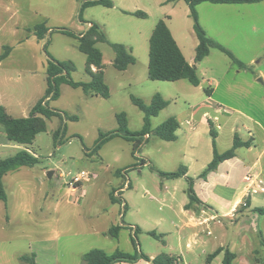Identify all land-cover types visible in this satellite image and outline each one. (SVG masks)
<instances>
[{
    "label": "rangeland",
    "instance_id": "1",
    "mask_svg": "<svg viewBox=\"0 0 264 264\" xmlns=\"http://www.w3.org/2000/svg\"><path fill=\"white\" fill-rule=\"evenodd\" d=\"M90 1L96 0H0V54L4 46L12 47V58L0 69L6 102L9 98L15 102L9 115L27 114L45 96L48 55L60 62H71L75 67L71 73L74 81H90L86 73L87 57L79 50L78 40L60 33V29L79 36L89 29L90 23L100 26L108 42L96 47L103 55L104 80L110 90V97L104 99L63 83L59 98L48 102L61 116L47 120L46 132L37 135L33 144L26 147L38 163L22 167L3 179L8 199L0 201V264H28L22 257L33 255L37 264H82L83 256L94 249L109 255L165 251L161 227L154 225L161 218L174 216L168 213L163 199L166 194L172 195L173 199L167 197L178 210L183 199L189 200V183L164 174L178 171L183 165V155L192 146L202 155L213 152L207 126H197L193 132L185 124L190 112H194L195 128L206 111L212 118L218 117L215 124L221 152L232 145L230 120L243 142L251 140L247 129L259 135L251 142L253 150L248 153L243 149L241 158L250 166L257 162L255 172L264 176V2L198 6L200 24L208 36L228 49L244 67L220 50L211 49L209 56L195 65L201 83L195 87L187 80L162 82L149 78L150 38L161 20L166 22L186 59L195 63L199 41L189 7L183 0H111L113 8H83ZM137 13L145 17L136 16ZM41 23L46 24L48 31L39 40L33 29ZM110 43L131 49L136 63L126 71H118L113 65L116 54ZM30 69L34 72H27ZM157 94L168 106L152 119V129L168 119H181L183 124L176 132L178 140L166 142L151 133L148 140L143 138L135 153L131 142L117 137L99 153L94 152L101 134L117 130L118 113L127 115L131 132L141 131L144 113L133 104L131 96L150 105ZM219 108L227 113L217 114ZM62 124L67 131L55 141L54 134ZM19 151L21 146L7 141L5 133L0 134V161ZM141 160L146 162L145 166H141ZM125 170L128 172L119 177L117 172L123 174ZM81 171L93 172L97 178L72 192L67 175L75 176ZM49 172H54L51 179ZM128 182L132 188L125 189L121 198L115 197L113 189ZM122 202L128 208L122 210L125 218L120 221L127 228L140 227L137 222L145 221V227L155 230L123 233L119 241L95 235L97 218L119 219L116 207L110 209ZM251 207L263 209L264 194L252 196ZM250 212L254 215L253 210ZM258 217L256 232L245 241L248 246L230 247L239 255L234 264H264V216ZM225 222L231 241L238 244V222L233 220L231 225L226 219ZM240 248H246L248 255L239 253ZM206 259L207 254L202 255L200 263L188 259V264H205Z\"/></svg>",
    "mask_w": 264,
    "mask_h": 264
},
{
    "label": "trees",
    "instance_id": "2",
    "mask_svg": "<svg viewBox=\"0 0 264 264\" xmlns=\"http://www.w3.org/2000/svg\"><path fill=\"white\" fill-rule=\"evenodd\" d=\"M189 7L190 17L194 22V31L198 37L199 44L196 48V55L194 65H191L183 52L181 51L177 41L173 37L169 27L164 20L158 22L153 30L150 38L149 47V78L152 81L162 82H178L182 80L189 81L193 86L199 87L200 80L197 75V68L195 65L201 63L206 57L209 56L211 49H218L226 54L233 62L238 63L242 68L244 67L236 57L224 46L210 38L207 32L200 24L198 6L203 3H210L212 5H251L259 4L264 0H183ZM90 6H103L106 8H113L114 5L111 0H96L83 4V8ZM136 16L145 17L142 13L135 14ZM34 35L39 39H44L47 33V27L45 23L38 24L33 29ZM60 33L76 38L79 43V50L87 57L86 60V73L90 77L89 82H76L73 80L71 73L75 71V67L71 62H60L48 55L47 63V83L48 88L45 96L32 108L30 114L24 118H16L7 112L6 108L0 106V127H2L6 138L9 142L15 143L19 146H24L25 149L19 151L16 155L0 161V201L7 202V194L3 179L9 173L15 172L22 167H34L38 163V159L30 152L27 146L33 144L37 135L46 132L47 120L53 117H60L61 113L58 110L51 109L49 107V101H55L59 98V87L65 83L72 88H81L85 94L90 96H101L104 99L110 97V90L104 80V65L103 55L97 49L98 43L108 42L100 26L95 23L89 24V29L80 34L79 36L74 33L60 29ZM54 31H51L53 33ZM113 48L116 57L114 60V67L118 71H126L131 65L136 63L135 57L132 55L131 49L122 44L110 43ZM47 49V44L44 46ZM12 52V47L4 46L3 52L0 56V60L3 61ZM95 69V71L93 70ZM209 94V90H206ZM131 100L135 106H137L144 113V126L139 132H131L128 127V118L125 113H118L116 120L118 128L114 132L108 134H101L94 146V152L99 153L102 147L114 138H122L133 144V151L136 153L143 144V138L146 135L154 133L155 136L166 142L176 141V132L179 130L180 125L174 118L168 119L156 129H152V119L158 117L159 113L163 111L168 103L162 99L160 95H155L152 98L150 105H146L143 100L131 96ZM210 136L212 138L213 148V160L208 165L206 170L199 176L200 179H205L208 174L214 172L218 166L227 161L235 158L236 151L239 148H250L252 146L250 141L243 142L237 134L234 135L233 147L220 153L217 147L218 131L213 122L209 121ZM67 126L62 124L60 128L54 134L55 141L60 138L61 134H65ZM134 155V153H133ZM143 163L141 166H144ZM128 170L118 171L119 176H124ZM186 169L181 167L178 171L164 174V176L171 179H181L185 177ZM189 189L188 196L190 204L198 201L195 191L193 189V180L188 179ZM131 183L129 184V188ZM115 192V190H114ZM113 192V194H114ZM250 199V198H249ZM249 199L245 202L248 206ZM114 200V199H113ZM253 212L258 216H264L263 209H253ZM121 227H112L109 234L113 238H117ZM224 252L223 264H234L237 255L229 248L218 249L212 257L215 258L219 254ZM143 259L153 264H177L178 260L175 257L162 254L156 257L154 260H150L148 256L142 252L135 251L134 254H128L123 252H116L114 254H107L101 249H94L83 256L82 264H121V263H133L138 259ZM22 260L28 264H37L36 256L32 258L22 257Z\"/></svg>",
    "mask_w": 264,
    "mask_h": 264
},
{
    "label": "crops",
    "instance_id": "3",
    "mask_svg": "<svg viewBox=\"0 0 264 264\" xmlns=\"http://www.w3.org/2000/svg\"><path fill=\"white\" fill-rule=\"evenodd\" d=\"M9 9V6L6 8ZM2 54V53H1ZM0 54V56H1ZM12 56L9 54L3 61L0 60V69L4 67V64L8 62ZM188 61V60H187ZM190 64H194L193 62L188 61ZM95 71V69L93 68ZM27 72H34V70H28ZM32 81L35 79L34 75L31 76ZM7 81L6 77L3 79ZM2 85V76L0 73V106L6 108L7 112L11 107L15 106L14 100L10 98L5 99V94L1 90ZM212 90H209V94H212ZM211 99V97H209ZM16 105L21 106V103H16ZM209 107H211L209 105ZM167 108V107H166ZM209 109V108H208ZM32 110V109H31ZM30 110V111H31ZM165 110V109H164ZM163 110V111H164ZM30 111L27 113L30 114ZM162 111V112H163ZM217 114L219 113L217 110L215 111ZM22 115L16 118H24L28 115ZM117 115V114H116ZM211 116L208 111H206L203 116L201 117L198 123H195L196 128L192 129L191 131L195 132L197 126L205 125L208 128V132L210 134V126L207 120V117ZM194 112H190V117L193 118ZM178 118L179 115L177 116ZM180 127L182 126L183 122L177 120ZM232 124V133L238 135V131H236V125L234 121H229ZM250 139L256 140L257 136L259 135L253 134L250 129H247ZM3 129L0 128V134H3ZM239 136V135H238ZM240 138V137H239ZM7 139V138H6ZM176 140L178 137L176 135ZM220 140V135L218 134L217 138V147L218 151L219 146L218 142ZM8 141V139H7ZM234 143V136L232 139L233 147ZM230 148V149H231ZM25 147L21 146V150H24ZM229 149V150H230ZM245 149L248 153L253 150V145L250 148H239L236 151L235 158L231 160H227L221 163L218 168L208 174L205 179H200L199 176L206 170L208 165L213 160V152L202 155L195 150V147L192 146V149L189 150L187 153L183 155V165L186 169L185 177L181 178L180 180H188L192 179L193 182V189L195 191L196 197L198 201L190 204L189 200L183 199L178 207V210L173 206L170 199L167 197L168 194L164 197V202L167 204L168 213L173 215V218H161L156 221L154 226L161 227V235H162V248L165 251H155V252H148L145 253L146 256L150 258V260H154L156 257L165 254L170 257H175L178 260L177 264H188V259L196 263H200L202 255L207 254V259L205 264H214L216 262L221 261L223 264L224 259V252L219 254L217 257L213 258L212 255L220 248H229L232 252L237 255L236 260L239 259V255L237 252L233 251L231 246H237L236 248L242 247L243 245L248 246L245 244L249 238V234L252 232H256L254 229L255 222L259 220L257 214H251V200L252 197L249 199L248 206H244L245 202H247L246 195H245V180L244 177L249 172H255V168L257 167V162L253 163L250 166L245 160L241 157L244 156V153L241 151ZM257 149V148H255ZM213 150V149H212ZM228 151V150H227ZM226 152V151H225ZM262 178L264 179L263 173L260 172ZM119 177H123L122 175ZM179 180V179H178ZM188 182V181H187ZM123 187V186H121ZM119 187V188H121ZM119 188L113 189L116 191ZM130 187L129 189H131ZM75 192L74 190H71ZM124 191L122 194H124ZM121 194V195H122ZM263 195V194H262ZM171 197L172 195H168ZM172 198V197H171ZM173 199V198H172ZM170 201V202H169ZM167 202V203H166ZM69 203V202H67ZM125 203V202H124ZM126 204V208H128V204ZM116 207L117 213L119 215V219H103L100 220L97 218V222H95V228L93 233L95 235H101L105 238H111L114 241H119L123 235V233H132L131 227H128L120 221V218H125L124 215L121 216L122 207L121 204L118 206L112 205L111 210H114ZM125 212V211H124ZM240 218V220H238ZM225 219L229 221V224H233V220L236 221L238 224V230L236 232L237 238L239 239V243L233 244L231 241L230 234L227 232V228L225 227L226 222ZM177 220V221H176ZM238 220V221H237ZM137 224L141 227H136L137 233L142 229L144 232L152 233V230L155 229H148L145 227L147 222L145 221H138ZM121 227L118 237L113 238L109 231L112 227ZM205 234V235H204ZM248 236V237H247ZM230 237V238H229ZM185 246V247H184ZM144 254V252L141 250ZM176 252V254H174ZM239 253H245L247 256V249L240 248L238 249ZM37 262V257H36ZM235 262V261H234ZM121 264H153L152 262H147L143 259H138L133 263H121ZM247 264V263H246Z\"/></svg>",
    "mask_w": 264,
    "mask_h": 264
},
{
    "label": "built area",
    "instance_id": "4",
    "mask_svg": "<svg viewBox=\"0 0 264 264\" xmlns=\"http://www.w3.org/2000/svg\"><path fill=\"white\" fill-rule=\"evenodd\" d=\"M219 113H227L222 108L217 109ZM208 122L211 121L214 124L218 122V117L212 118L211 116L206 115ZM187 126H190V128L195 129L193 126V118H190L185 122ZM216 126V124H215ZM219 126V125H218ZM147 140L150 138L149 135H146L145 137ZM138 152V151H137ZM146 163L145 161L141 160V164ZM146 164H144L145 166ZM67 177H69L71 180L68 183V185L71 187L72 190H76L79 186H81L84 182H92L94 181L97 176L93 172H87V171H81L80 173L76 174L75 176H72L71 174H68ZM245 191H246V199L248 200L250 197L255 196V195H260L264 194V179L262 178V175L254 173V172H249L245 177ZM129 189V182L125 183L123 187L117 189L114 192V196L121 198V194L124 191V189ZM246 206V204H244ZM122 210H126V204L124 202L121 203ZM122 216V215H121ZM123 217V216H122ZM131 230L133 234L137 233V229L133 226H131Z\"/></svg>",
    "mask_w": 264,
    "mask_h": 264
},
{
    "label": "water",
    "instance_id": "5",
    "mask_svg": "<svg viewBox=\"0 0 264 264\" xmlns=\"http://www.w3.org/2000/svg\"><path fill=\"white\" fill-rule=\"evenodd\" d=\"M53 175H54V172H49V174H48L50 179L53 177Z\"/></svg>",
    "mask_w": 264,
    "mask_h": 264
}]
</instances>
